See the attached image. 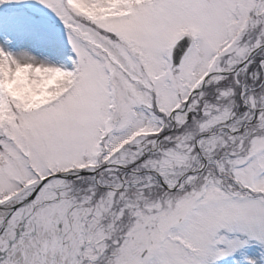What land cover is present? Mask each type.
Returning <instances> with one entry per match:
<instances>
[{"label":"rangeland","instance_id":"1","mask_svg":"<svg viewBox=\"0 0 264 264\" xmlns=\"http://www.w3.org/2000/svg\"><path fill=\"white\" fill-rule=\"evenodd\" d=\"M0 1L6 264H264V0Z\"/></svg>","mask_w":264,"mask_h":264},{"label":"water","instance_id":"2","mask_svg":"<svg viewBox=\"0 0 264 264\" xmlns=\"http://www.w3.org/2000/svg\"><path fill=\"white\" fill-rule=\"evenodd\" d=\"M191 44V38L188 37V36H184L182 38H180L178 41H176L172 47H171V51H170V56H171V62H172V65L171 67L174 68L175 66L179 65L183 55L185 54V52L187 51V49L189 48ZM264 48V46H260L258 48H256L252 53H250V56L251 57L252 55H254L257 51H259L260 49ZM248 57V58H249ZM245 62H243L238 68L235 69V71H238L240 68L243 67V64ZM227 74L228 72H220V73H217L218 75L220 74ZM215 73H213L211 76H213ZM210 76V77H211ZM199 89L195 90L198 91ZM159 142V140L157 141V143ZM77 173V175L79 176H82V175H86V174H90L86 171H74V173ZM75 175V174H74ZM73 174H70L69 172H65V173H57V174H53V175H50L48 177H45L44 179H42L35 187L34 191L32 192V194L30 195V198H32L38 191V189L40 188V186L44 183H46L47 181L51 180V179H54L56 177H68V178H72L73 179ZM2 207H6L5 205L2 206ZM16 206L12 207V209H15Z\"/></svg>","mask_w":264,"mask_h":264},{"label":"trees","instance_id":"3","mask_svg":"<svg viewBox=\"0 0 264 264\" xmlns=\"http://www.w3.org/2000/svg\"><path fill=\"white\" fill-rule=\"evenodd\" d=\"M22 4H24V3H22ZM1 5H2V2L0 1V6ZM22 7H26V6L25 5H22ZM0 8H4V7H0ZM66 14H67V16H70V15L72 16V14L70 12H67ZM72 19L73 20H76V18H74V17ZM82 21L85 22L83 19H82ZM77 23H79V20H77ZM259 31L261 32V30H259ZM259 31H255V34H253V35L256 36L257 34H259ZM260 39H261L260 42L261 43H264L263 42L264 41V35L263 36L261 35ZM252 43H253V38H250V42H249V45L248 46L251 47L252 46Z\"/></svg>","mask_w":264,"mask_h":264},{"label":"bare ground","instance_id":"4","mask_svg":"<svg viewBox=\"0 0 264 264\" xmlns=\"http://www.w3.org/2000/svg\"><path fill=\"white\" fill-rule=\"evenodd\" d=\"M56 78V84L58 87H61L65 80V75L58 74L57 77H53L52 79ZM1 213V212H0Z\"/></svg>","mask_w":264,"mask_h":264},{"label":"flooded vegetation","instance_id":"5","mask_svg":"<svg viewBox=\"0 0 264 264\" xmlns=\"http://www.w3.org/2000/svg\"><path fill=\"white\" fill-rule=\"evenodd\" d=\"M189 108H190V109H189V112H188V113H189L191 116H196V114L194 113V110H195V109L192 108V107H190V106H189ZM4 254H5V251H2L1 254H0V259L3 258Z\"/></svg>","mask_w":264,"mask_h":264}]
</instances>
